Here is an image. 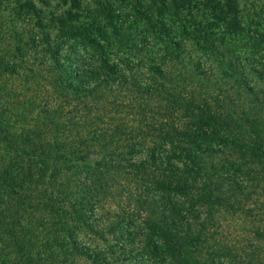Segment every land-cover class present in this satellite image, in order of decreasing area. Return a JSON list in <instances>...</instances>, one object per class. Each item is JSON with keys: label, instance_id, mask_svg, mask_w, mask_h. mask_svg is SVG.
<instances>
[{"label": "trees", "instance_id": "1", "mask_svg": "<svg viewBox=\"0 0 264 264\" xmlns=\"http://www.w3.org/2000/svg\"><path fill=\"white\" fill-rule=\"evenodd\" d=\"M0 0V264H264V11Z\"/></svg>", "mask_w": 264, "mask_h": 264}, {"label": "rangeland", "instance_id": "2", "mask_svg": "<svg viewBox=\"0 0 264 264\" xmlns=\"http://www.w3.org/2000/svg\"><path fill=\"white\" fill-rule=\"evenodd\" d=\"M13 2L15 0H12ZM242 6L248 11L250 10H263L264 11V0H246L242 2Z\"/></svg>", "mask_w": 264, "mask_h": 264}]
</instances>
